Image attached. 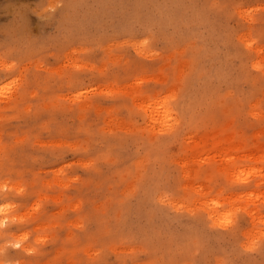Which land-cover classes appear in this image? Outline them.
Masks as SVG:
<instances>
[{"label":"rangeland","instance_id":"rangeland-1","mask_svg":"<svg viewBox=\"0 0 264 264\" xmlns=\"http://www.w3.org/2000/svg\"><path fill=\"white\" fill-rule=\"evenodd\" d=\"M0 248L264 264V0H0Z\"/></svg>","mask_w":264,"mask_h":264},{"label":"clouds","instance_id":"clouds-1","mask_svg":"<svg viewBox=\"0 0 264 264\" xmlns=\"http://www.w3.org/2000/svg\"><path fill=\"white\" fill-rule=\"evenodd\" d=\"M19 191H23V189H20ZM27 237L26 236H21L19 239L21 240V241H23V240H25ZM42 241L41 240H37V243H41ZM0 251H3V249L2 248H0ZM27 251H29V252H33V251H35V249L34 248H31V249H27Z\"/></svg>","mask_w":264,"mask_h":264},{"label":"bare ground","instance_id":"bare-ground-1","mask_svg":"<svg viewBox=\"0 0 264 264\" xmlns=\"http://www.w3.org/2000/svg\"><path fill=\"white\" fill-rule=\"evenodd\" d=\"M162 110H164V109H162ZM166 111H168L167 109H165L164 111H162V114L163 115H166L165 113H166ZM165 112V113H164ZM168 114V113H167Z\"/></svg>","mask_w":264,"mask_h":264}]
</instances>
